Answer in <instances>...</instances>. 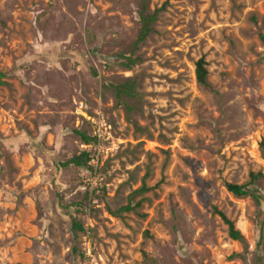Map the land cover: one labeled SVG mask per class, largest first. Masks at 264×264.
Instances as JSON below:
<instances>
[{
	"label": "rangeland",
	"instance_id": "374dc122",
	"mask_svg": "<svg viewBox=\"0 0 264 264\" xmlns=\"http://www.w3.org/2000/svg\"><path fill=\"white\" fill-rule=\"evenodd\" d=\"M0 71V264H264V0H0Z\"/></svg>",
	"mask_w": 264,
	"mask_h": 264
},
{
	"label": "trees",
	"instance_id": "16d2710c",
	"mask_svg": "<svg viewBox=\"0 0 264 264\" xmlns=\"http://www.w3.org/2000/svg\"><path fill=\"white\" fill-rule=\"evenodd\" d=\"M144 11L145 8H142L139 11V21H140V29L138 31V34L136 36V40L133 43V49H136L138 47L139 44H141L146 37L149 35V33L151 32L152 28L151 25L152 23L156 20V16H157V11L153 12L150 15H144ZM120 59L123 60L122 65L126 68H130L133 64H135V60L127 57H120ZM194 73H195V78H196V82L197 84H199L200 86H204V87H208L209 83L207 80V70H206V62L203 58H200L196 61L195 63V69H194ZM95 71L93 70V75H95ZM4 78H5V74L3 72L0 71V87L4 84ZM114 91H115V95L117 98H119L121 95H127V96H132L135 95V91H134V84L133 83H123V84H119L116 86H111ZM77 135L80 137L82 143H84L85 145H90L92 142V138L88 137L85 133L83 132H77ZM260 150L262 152V155L264 156V145L261 143L260 144ZM91 155L89 152L87 151H81L79 152V154L77 155H73L70 159H68L67 161H65L64 163L61 164L60 167H69V166H74L76 168H81V169H87V170H92V167L90 166V162H91ZM264 176L262 173L257 172V173H250L249 175V184L251 183H255L258 180L262 179ZM225 188L226 190L231 193L233 196L235 197H245V196H252L256 201H258V197L256 194H254L253 191L248 190L247 185L245 184H241V185H237V184H232V183H226L225 184ZM148 190V188H146L145 184H142V186L133 191L131 196H130V202L122 207L120 210H124V211H131L134 210L136 207H138L140 205V202H136L133 203L132 201V197L133 195L142 193V192H146ZM215 214L217 216H219V218L225 223V225L227 226V235L228 237L233 240V241H237L239 243H243L244 242V238L242 236V234L239 232V230H237L235 228L234 223L228 219L224 213H222L221 211L218 210H214ZM70 233L71 236L74 240L77 239L76 236V232L79 231H83L82 226L75 220L72 219L70 221ZM147 233V232H145ZM72 251H76V249L73 247ZM259 263V257L256 256V264Z\"/></svg>",
	"mask_w": 264,
	"mask_h": 264
}]
</instances>
